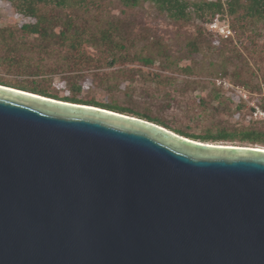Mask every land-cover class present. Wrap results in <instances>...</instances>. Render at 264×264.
Segmentation results:
<instances>
[{
	"label": "water",
	"instance_id": "water-1",
	"mask_svg": "<svg viewBox=\"0 0 264 264\" xmlns=\"http://www.w3.org/2000/svg\"><path fill=\"white\" fill-rule=\"evenodd\" d=\"M0 264H264V148L0 84Z\"/></svg>",
	"mask_w": 264,
	"mask_h": 264
},
{
	"label": "rangeland",
	"instance_id": "rangeland-1",
	"mask_svg": "<svg viewBox=\"0 0 264 264\" xmlns=\"http://www.w3.org/2000/svg\"><path fill=\"white\" fill-rule=\"evenodd\" d=\"M86 1L76 10L54 5L47 10L62 18L72 13L86 31L113 24L124 44L114 48V60L89 42L72 51L64 42L24 33L21 25L35 18L19 15L11 2L0 0V27L14 31L7 40L17 54L39 61L46 71L28 75L0 64V78L37 81L59 97L129 107L127 113H147L176 130L217 134L223 129L234 135L208 142L264 146V141L241 140L246 130H264L263 121L251 115L252 103L264 109V21L234 24L233 16L224 13L214 26L204 17L175 20L149 1L136 7L120 0ZM229 25L235 32L224 40ZM70 59L76 60L72 68Z\"/></svg>",
	"mask_w": 264,
	"mask_h": 264
},
{
	"label": "trees",
	"instance_id": "trees-1",
	"mask_svg": "<svg viewBox=\"0 0 264 264\" xmlns=\"http://www.w3.org/2000/svg\"><path fill=\"white\" fill-rule=\"evenodd\" d=\"M11 2L19 15L35 18L34 21H28L21 25L24 33L37 35L43 41H53V43H66L72 51L79 50L84 42L97 46L103 52L112 54V59L116 58L114 48L124 46L121 40L115 36V27L109 24L106 27L99 28L96 32L86 31L84 27L79 26L74 21L72 13H67L65 17H56L47 10V7L54 5L66 9L79 8L81 5L88 3L86 0H7ZM128 7L140 6L143 2L154 3L161 12L166 13L175 20H190L194 16L204 17L210 25H217V21L224 13L233 16V23L247 25L249 23L264 21V0H120ZM61 26L59 30L57 27ZM235 26V25H233ZM230 27V25H229ZM235 30L231 27L223 36L224 40H230ZM14 36L13 29L0 27V64L13 68L23 74H44L45 68L39 61H32L29 57L15 52V47L7 39ZM197 45V43L193 42ZM145 63H152L151 56H140ZM80 62H78L79 64ZM70 68L74 67L76 60L70 59ZM0 84L16 87L26 91L39 93L48 97L62 99L71 102L86 103L105 107L122 113L131 112L129 107H124L114 103H100L95 99L85 100L74 95L59 97L52 93L48 88L37 83V81H10L6 78H0ZM233 96V95H232ZM239 102L244 100L240 95L233 96ZM264 108V106H263ZM137 114H130L158 123L180 135L201 141H216L233 138V133L219 129L217 134L190 133L188 131L176 130L170 128L157 117H151L147 113L136 111ZM264 123V122H263ZM241 140H248L254 143L264 141V130H246Z\"/></svg>",
	"mask_w": 264,
	"mask_h": 264
},
{
	"label": "built area",
	"instance_id": "built-area-1",
	"mask_svg": "<svg viewBox=\"0 0 264 264\" xmlns=\"http://www.w3.org/2000/svg\"><path fill=\"white\" fill-rule=\"evenodd\" d=\"M221 83H224V86L227 87L230 85V83L228 82H225L224 80H220L219 81V84ZM247 98V97H246ZM252 106L254 107V110L252 112V117L257 119V120H260V121H263L264 122V109H262L261 107H259L257 104L255 103H252Z\"/></svg>",
	"mask_w": 264,
	"mask_h": 264
},
{
	"label": "bare ground",
	"instance_id": "bare-ground-1",
	"mask_svg": "<svg viewBox=\"0 0 264 264\" xmlns=\"http://www.w3.org/2000/svg\"><path fill=\"white\" fill-rule=\"evenodd\" d=\"M254 146H258V147L264 148V146H260V145H254Z\"/></svg>",
	"mask_w": 264,
	"mask_h": 264
}]
</instances>
